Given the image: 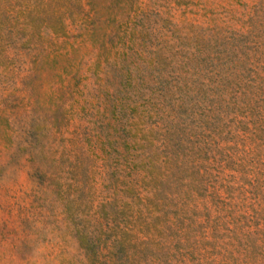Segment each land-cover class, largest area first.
Masks as SVG:
<instances>
[{
    "label": "rangeland",
    "instance_id": "1",
    "mask_svg": "<svg viewBox=\"0 0 264 264\" xmlns=\"http://www.w3.org/2000/svg\"><path fill=\"white\" fill-rule=\"evenodd\" d=\"M0 264H264V0H0Z\"/></svg>",
    "mask_w": 264,
    "mask_h": 264
}]
</instances>
